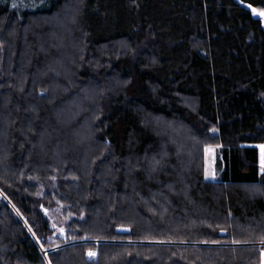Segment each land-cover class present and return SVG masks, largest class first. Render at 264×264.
I'll return each mask as SVG.
<instances>
[{"label":"trees","instance_id":"trees-1","mask_svg":"<svg viewBox=\"0 0 264 264\" xmlns=\"http://www.w3.org/2000/svg\"><path fill=\"white\" fill-rule=\"evenodd\" d=\"M263 16L264 0H0V192L13 206L0 196V264H47L26 225L63 246L50 264H99L85 239L126 241L116 264H203L192 246L136 243L163 227L155 195L245 244L222 264H263L244 229L263 217L264 237ZM181 123L196 154L219 149V180L146 172Z\"/></svg>","mask_w":264,"mask_h":264},{"label":"rangeland","instance_id":"rangeland-1","mask_svg":"<svg viewBox=\"0 0 264 264\" xmlns=\"http://www.w3.org/2000/svg\"><path fill=\"white\" fill-rule=\"evenodd\" d=\"M194 143L195 138L192 136L190 128L188 125L181 123L173 135L162 138L159 154L146 156V172L148 173L152 168L164 166L174 170L181 179L202 178L210 181L219 180V173L216 169L219 149L208 147L203 154H196L193 149ZM250 194L255 199L262 192L260 189H252ZM0 196L7 204L11 205L8 198L2 192H0ZM145 203L150 213L160 219L163 227L159 228L157 225L155 226L148 222L145 227L144 240L136 243L192 246L202 251L200 262H203V264H222L225 253L232 251L233 248L245 245L244 243H236L235 241H217L215 233L221 231L218 234L220 237L224 233V227L220 224L208 222L202 209L193 217L180 216L178 213H175V207L162 195H155L152 198L145 199ZM14 211L23 220L15 208ZM262 221L263 217H245L244 225L246 227L244 229H246L247 232L245 234L250 240L247 244L256 246L262 251V263L264 264V237L261 232L263 231ZM26 227L38 243L46 263L50 264L48 254L63 249V246L57 247L55 245L53 248H43L29 226L26 225ZM57 233L60 237L65 236V233L61 230H58ZM53 237L55 238L56 235ZM83 243L95 244L93 250L88 254L89 259L99 264H116L117 257H119L118 248L121 244L127 242L85 239ZM66 246L68 245L64 247ZM93 252H96V255Z\"/></svg>","mask_w":264,"mask_h":264},{"label":"water","instance_id":"water-1","mask_svg":"<svg viewBox=\"0 0 264 264\" xmlns=\"http://www.w3.org/2000/svg\"><path fill=\"white\" fill-rule=\"evenodd\" d=\"M256 18H259L258 14H256ZM264 18V16H263ZM131 233V229H128V228H120V229H117V234H121V235H128ZM226 233H223L220 235V237H226Z\"/></svg>","mask_w":264,"mask_h":264},{"label":"built area","instance_id":"built-area-1","mask_svg":"<svg viewBox=\"0 0 264 264\" xmlns=\"http://www.w3.org/2000/svg\"><path fill=\"white\" fill-rule=\"evenodd\" d=\"M94 255H96V252H93Z\"/></svg>","mask_w":264,"mask_h":264},{"label":"snow or ice","instance_id":"snow-or-ice-1","mask_svg":"<svg viewBox=\"0 0 264 264\" xmlns=\"http://www.w3.org/2000/svg\"><path fill=\"white\" fill-rule=\"evenodd\" d=\"M262 170H264V169H262ZM90 255H92V254H90Z\"/></svg>","mask_w":264,"mask_h":264}]
</instances>
